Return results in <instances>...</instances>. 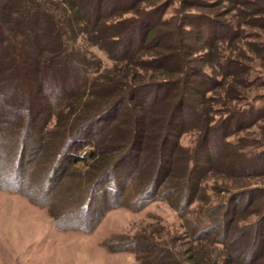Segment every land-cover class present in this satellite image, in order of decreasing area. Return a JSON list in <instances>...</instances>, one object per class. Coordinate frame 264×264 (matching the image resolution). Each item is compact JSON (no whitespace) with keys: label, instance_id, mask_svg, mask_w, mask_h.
I'll return each mask as SVG.
<instances>
[{"label":"trees","instance_id":"obj_1","mask_svg":"<svg viewBox=\"0 0 264 264\" xmlns=\"http://www.w3.org/2000/svg\"><path fill=\"white\" fill-rule=\"evenodd\" d=\"M82 1L85 0H56L57 3L53 0H0V187L9 191L20 190L23 194L30 192L10 186L14 184L10 179L17 174L16 169L9 170L4 165L9 148L15 156L11 161L26 162L28 175L35 172L32 159L36 156L34 161L40 160L37 155L43 147H48L50 154L42 163V170L45 169L51 177L58 168L87 162L88 171L95 179L83 188L87 182L86 171L78 168L76 177L79 192L84 195L78 207L87 211L91 209L90 199L104 193V184L96 181L97 178L99 180L106 172L113 173L118 169L117 177L123 176L120 185L125 190V198L115 206L139 209L160 195L185 213L192 199L199 203L202 201L200 193L205 180L215 178L210 172H214L216 165L212 163V157L204 154L212 148L213 141H218L219 148L235 159L222 161V170L230 175L225 177L229 181L219 185L220 190L231 189L238 180L254 175L248 171L264 157V150L253 153L250 148L261 145L258 143L257 146L243 137L233 145L227 138L245 127L241 125L242 119L252 117L256 112L264 113V97L254 96L261 102L257 106L246 92L248 86L262 85V82L258 77L253 79L247 73L238 75L232 71L233 67L239 66L238 61L221 58L217 42L242 36V31L229 19L226 20L232 11L251 15L253 22L264 21V0H240V10L236 0H227L233 4L228 8L224 5L225 0H176L173 15L167 18L165 13L174 0H86L84 6ZM99 25L101 30L97 29ZM211 28L217 32L218 41L211 39L213 35L206 32ZM98 42L107 45L108 58L114 64L106 72L93 76L99 68V61L85 44L98 46ZM205 66H210L213 71L207 72ZM139 69L143 74L138 73ZM160 91L165 103L154 114L145 106L152 93L151 105L158 103ZM94 94L98 97L94 98ZM117 96L131 101L132 106L128 107L120 124L114 123L112 128L116 129L123 123L128 126L125 130L118 129L120 137L116 142L109 137L102 143L101 136L93 132L100 122L96 115L101 118L105 113L100 112L102 104L117 100ZM184 109L194 116L198 124L196 130L199 129L197 145L190 154L189 150L179 148V132L186 130V123L180 125L179 122V112ZM53 117L55 124L49 131H44V135L53 140L48 143L37 140L35 144H29L32 128L51 126ZM216 117L220 119L216 120ZM24 136L26 142L22 140ZM86 144H92L93 148L81 156L79 150ZM135 149L143 153L150 150L160 167L158 169L157 165V171L149 182L139 181L136 186V171L119 175V169ZM175 157L182 162L178 168L180 176L172 174L173 169H177L173 161ZM171 164L174 165L169 166ZM259 168L262 174L257 176L264 175V164L260 163ZM63 173L57 176L61 182L69 178ZM157 178L158 181L155 180ZM164 183L168 185L161 193ZM263 188L257 189L260 193L255 194V198L249 197L250 191L243 193L247 207L248 204L256 206L258 220L250 221L251 224L246 222L248 215L245 217V211L241 217L235 218L241 226L236 227L238 238L248 235L249 225L255 230L253 237L243 242L249 246V251L245 250L249 252L248 256H244L246 259H224L221 264H264ZM174 189L182 192L179 199L170 196ZM229 197L222 204L225 211L232 206ZM213 209L202 211L204 216L194 220L192 238L207 236L214 242L230 245L227 242L230 229L220 227L221 222L227 224L230 219L215 215ZM105 213L106 210L100 219ZM56 218L54 224L60 228L91 231L97 225L77 223L62 226L59 219H64ZM216 229L220 234L215 235ZM121 242L125 244L117 246V249L139 250V242L135 239L114 243ZM143 252L147 250L143 249ZM151 255L148 252L144 256L147 259L139 260L144 264H159L164 260Z\"/></svg>","mask_w":264,"mask_h":264},{"label":"rangeland","instance_id":"obj_2","mask_svg":"<svg viewBox=\"0 0 264 264\" xmlns=\"http://www.w3.org/2000/svg\"><path fill=\"white\" fill-rule=\"evenodd\" d=\"M53 1L56 2V0ZM175 1L165 13V18L173 15V9L177 6ZM236 1V6L240 10L242 7L241 3L238 4L240 0ZM82 2L84 3L82 4L83 6L86 5V0ZM223 2L227 8L233 6L227 0ZM235 14L238 16H234ZM246 14L243 13L245 15L243 16L240 15V11H237V13L235 11L230 12L226 16V20L229 19L228 21L233 26L241 30L242 36H234L232 39L227 38L225 42L219 40L217 43L220 45L221 58H229L233 62L235 60L238 61L239 66L236 69L233 67L232 69L234 70L232 71L237 72L238 75L242 74V72L247 73L249 78H260L259 82L261 81L262 85L252 84V86L246 88L248 98H252L254 104L259 106L261 102L258 99L255 100L254 96L258 94L264 97V21L253 22L251 15ZM97 29L101 30V25ZM213 30L214 28H211L206 30V32L213 35L211 39L218 41V34L216 35L217 32ZM98 43V46H87L85 44V47L99 61V68L93 72V76L106 72L114 64L108 58L109 50L107 45L102 42ZM134 55H136V52H134ZM234 55H238L239 58H234ZM116 64L119 66L118 68H121L118 62ZM240 65H243V67H240ZM204 68L207 72L213 71L210 66H205ZM217 69L218 71L220 70L219 68ZM137 71L139 74H143V70L139 69ZM124 72L125 74L127 73L126 70ZM219 79H221V75ZM173 91L175 90L173 89ZM159 93L161 95L158 103L151 105L153 101L152 93L149 94L148 103L145 106L149 107V111L154 114L158 113L160 107L165 103L162 102V92L160 91ZM96 97L98 96L94 94V98ZM122 99V97L117 96L118 101L115 100L117 103L110 99V102H104L100 112L103 111L105 113L102 114L101 118L96 115V119L98 118L100 122L94 127L93 132L101 136L102 143L103 140L109 139V137L116 142V139L120 137L117 132L118 129L125 130L128 126V124L123 123L116 129L112 128L114 123H119L125 118L128 107L132 104L131 101ZM179 113L180 125L186 123V130L179 132V148L189 150L190 154L196 147L199 138V129L196 130L198 124L194 116L187 112L186 109ZM115 118L117 120H114ZM215 119L218 120L220 117ZM55 121V117H53L50 120L51 126L47 125L46 128L36 126L32 128L28 138L29 144H35L37 140H41L42 143L52 141L53 138L46 137L44 131H49ZM241 125H245V127L232 134L230 138H227V141L236 145L237 139L243 137L257 146L258 143L261 145V147L252 146L250 149L253 153L264 150V113L256 112L252 117H245V119H242ZM153 128L154 126L151 129ZM55 139H57L56 135ZM22 140L26 142L25 136ZM210 147L212 148L204 154L207 157H212V163L216 165L214 172H210V175L215 178L205 180L200 193V196L203 197L202 201L199 203L196 199H192L188 203L185 213L183 210L178 211L171 206L169 201L160 195H156L139 209L115 206L125 198V190L120 185L123 176L121 178L117 177L118 169L113 173L106 172L99 180L96 177V181L104 184L102 189L104 193L97 194L93 199H90L91 212L90 210L81 209L78 204L84 199V195L79 192V183L76 178L78 168L81 171H86L87 182L85 185L83 184L84 186L82 185L83 188L93 181L91 179H95V177H92L93 174L88 171L89 165H87V162H77L70 164L68 167L58 168L57 173L54 170L53 175L55 177L53 178V175L51 177L45 173V169L42 170V163H45L47 155L50 154V149L43 147L40 148L37 155L40 160L38 162L34 161L36 156L32 159L31 164L35 165L32 167L35 172L28 175L26 162L18 161V163H14L11 161L15 159V156L9 148V154L4 157V165L9 170L16 169L17 174V177L10 179L11 183H14L10 186L22 187L30 192L23 194L20 190L9 191L0 187V264H144V261L139 259H147L144 256L148 252H151L155 258L164 259L159 264H221L224 259H246L244 256H248L249 246L248 244L244 245L243 242L250 240L255 234V230L249 225L248 235L238 238L236 227L238 225L239 228L240 222L235 220V218L237 216L241 217L245 211V217L248 215L246 222L258 220L256 206H249L248 204L247 207V198L243 197V193L244 191H250L252 193H250L249 197L255 198V194L260 193L257 189L264 187V184H262L264 175L257 176L262 174V169L259 166L260 163L264 164V157L262 156V159L248 171L254 173V175L238 180L237 185L231 187V189L220 190L219 185L222 186L221 183L229 181L225 177L230 175L228 171L222 170V161L226 158L235 159L231 158L227 151L219 148L218 141H213ZM92 148V144H86L79 150V154L83 156ZM209 153L212 155H209ZM131 154V157L127 159L123 167L119 169V175L136 171L138 174L137 178L134 179V186L138 185L139 181L149 182L150 177L157 171V158L152 155L150 150L143 153L135 149V152L133 151ZM173 161L175 163L173 165L177 169H173L172 174L180 176L178 168L182 162L178 157H175ZM189 163L191 164V160H189ZM60 172H64L63 175H68L69 178L67 177L65 181L61 182L57 177ZM18 174L20 177H18ZM90 174L92 178L89 177ZM40 177L41 181L39 180ZM155 180L158 181V178ZM261 181L263 182L260 183ZM167 185V183H164L160 192L164 191L163 189ZM116 188L117 190H115ZM181 193L180 190L174 189L170 192V196L179 199ZM230 193L233 195L229 197ZM93 195L92 193L91 196ZM228 197L232 206L225 211L222 204L225 200L227 201ZM212 207L214 208L212 212L215 215L224 217V220L225 218L230 219L229 223L221 222L220 225L221 229L225 226L230 229L227 235V242L230 245L214 242L207 236L192 238L191 232H193L195 227L192 223L194 220L198 221V216H204L201 214L202 211ZM244 207H246V210L243 209ZM105 210V216L100 219L102 212ZM234 213L237 214L233 215ZM55 217H58L56 220L60 217L64 219H59L62 226L77 223L85 224V226H92L95 223L97 225L95 224V228L91 231L60 228V226L54 224ZM218 233L220 234V230H217L215 235ZM130 238L139 242L138 251L117 249V246H122V243H125L114 242H120L123 239L128 242ZM111 247H114L115 250H112ZM143 249H146L147 252H143ZM250 250L253 251L252 247H250ZM153 256L151 255V257ZM232 264L238 263L233 262Z\"/></svg>","mask_w":264,"mask_h":264}]
</instances>
